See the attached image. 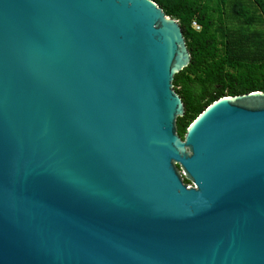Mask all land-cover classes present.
I'll use <instances>...</instances> for the list:
<instances>
[{"label":"water","instance_id":"1","mask_svg":"<svg viewBox=\"0 0 264 264\" xmlns=\"http://www.w3.org/2000/svg\"><path fill=\"white\" fill-rule=\"evenodd\" d=\"M190 63L153 0H0V264H264V92L182 138Z\"/></svg>","mask_w":264,"mask_h":264},{"label":"trees","instance_id":"2","mask_svg":"<svg viewBox=\"0 0 264 264\" xmlns=\"http://www.w3.org/2000/svg\"><path fill=\"white\" fill-rule=\"evenodd\" d=\"M153 1L180 22L191 53L174 79L185 105L180 137L215 101L264 92V0Z\"/></svg>","mask_w":264,"mask_h":264},{"label":"rangeland","instance_id":"3","mask_svg":"<svg viewBox=\"0 0 264 264\" xmlns=\"http://www.w3.org/2000/svg\"><path fill=\"white\" fill-rule=\"evenodd\" d=\"M242 1L244 2V1H248V0H242Z\"/></svg>","mask_w":264,"mask_h":264},{"label":"flooded vegetation","instance_id":"4","mask_svg":"<svg viewBox=\"0 0 264 264\" xmlns=\"http://www.w3.org/2000/svg\"><path fill=\"white\" fill-rule=\"evenodd\" d=\"M189 184V183H188ZM191 185V184H190Z\"/></svg>","mask_w":264,"mask_h":264}]
</instances>
